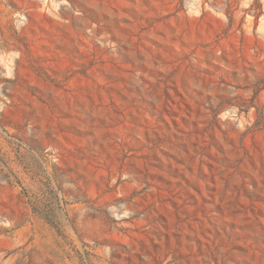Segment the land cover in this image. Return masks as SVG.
Returning a JSON list of instances; mask_svg holds the SVG:
<instances>
[{
  "label": "rangeland",
  "instance_id": "1",
  "mask_svg": "<svg viewBox=\"0 0 264 264\" xmlns=\"http://www.w3.org/2000/svg\"><path fill=\"white\" fill-rule=\"evenodd\" d=\"M0 264H264V0H0Z\"/></svg>",
  "mask_w": 264,
  "mask_h": 264
}]
</instances>
